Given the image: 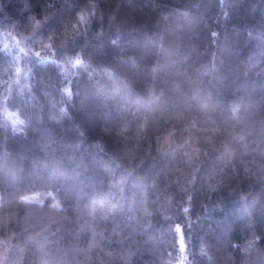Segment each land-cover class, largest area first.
I'll use <instances>...</instances> for the list:
<instances>
[{
    "label": "trees",
    "instance_id": "16d2710c",
    "mask_svg": "<svg viewBox=\"0 0 264 264\" xmlns=\"http://www.w3.org/2000/svg\"><path fill=\"white\" fill-rule=\"evenodd\" d=\"M185 258L264 264V0H0V262Z\"/></svg>",
    "mask_w": 264,
    "mask_h": 264
},
{
    "label": "snow or ice",
    "instance_id": "6c2138e0",
    "mask_svg": "<svg viewBox=\"0 0 264 264\" xmlns=\"http://www.w3.org/2000/svg\"><path fill=\"white\" fill-rule=\"evenodd\" d=\"M79 19H80V20L85 19L83 13H80V14H79ZM40 23H41L40 21H35V24H36L37 27L39 26ZM50 39H51V38H50ZM49 46H51V45H49ZM37 55H39V54L37 53ZM82 62H83V61H82V59H80V58H76V59L74 60V64H76V65H79V64H81ZM57 207H58V206H57ZM177 228L179 229V226H177ZM253 246H254V245L250 243L249 246H248V248L245 249V251L250 250ZM179 248L181 249L182 252L186 250V245H185L183 239L180 240ZM0 264H3V262H0ZM44 264H47V262L45 261ZM177 264H186V258H185V259H179V260H177Z\"/></svg>",
    "mask_w": 264,
    "mask_h": 264
}]
</instances>
